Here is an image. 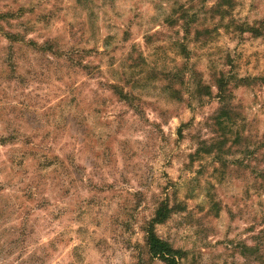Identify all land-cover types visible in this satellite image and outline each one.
<instances>
[{
    "label": "clouds",
    "instance_id": "clouds-1",
    "mask_svg": "<svg viewBox=\"0 0 264 264\" xmlns=\"http://www.w3.org/2000/svg\"><path fill=\"white\" fill-rule=\"evenodd\" d=\"M0 264H264V0H0Z\"/></svg>",
    "mask_w": 264,
    "mask_h": 264
},
{
    "label": "rangeland",
    "instance_id": "rangeland-1",
    "mask_svg": "<svg viewBox=\"0 0 264 264\" xmlns=\"http://www.w3.org/2000/svg\"><path fill=\"white\" fill-rule=\"evenodd\" d=\"M222 2L223 3H229L230 4L231 3V0H222ZM216 14H220L219 11H217ZM181 18L182 19H185V32H186V35L187 34H190V26L192 24L196 23V17L195 16L187 17V15L185 14ZM168 23L170 25H174L177 22L176 21L169 20ZM211 34L212 33L209 30H207V29H205L204 33H201L199 30H197V32H196V39L199 40L200 37H201V35L211 36ZM176 35H179V33L177 32ZM179 47L181 49L182 54L188 55L187 50L182 45H179ZM228 63L229 64L232 63L231 59H229ZM221 83H223V82H221ZM176 95L178 96L179 93H176ZM225 120L231 121V116L227 112H225V113L222 114V118L218 122L219 123V127L221 128L222 131H227L226 125L224 123ZM236 142L238 143L239 141L237 140ZM217 147L222 151L223 150V143H221ZM213 210H215V209H213Z\"/></svg>",
    "mask_w": 264,
    "mask_h": 264
}]
</instances>
